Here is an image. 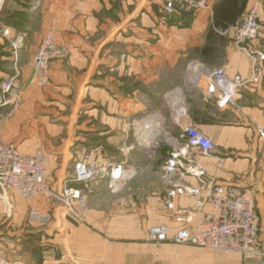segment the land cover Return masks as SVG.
<instances>
[{"label":"crops","instance_id":"1","mask_svg":"<svg viewBox=\"0 0 264 264\" xmlns=\"http://www.w3.org/2000/svg\"><path fill=\"white\" fill-rule=\"evenodd\" d=\"M222 1L208 0V8L187 21H166L161 0H0V82L16 75L21 92L18 106L0 119V140L14 142L24 153L43 148L48 155L45 182L57 190L75 160L94 165L113 161L109 146L119 135L125 140L132 112L144 107L131 96L141 94L147 78L157 79L153 73L160 64L175 63L185 55L189 78L200 75L194 80L196 91L185 88L169 101L170 118L179 132L191 124L214 143L216 153L210 156L189 150L208 179L251 194L264 248V137L259 133H264V59L253 76L252 58L235 46L230 28L256 6L259 31L247 48L253 56L264 54V0H245L234 23L217 15L221 24L216 25L214 6L218 11ZM242 4L235 0L224 8L236 11ZM49 30L68 48L69 57L50 61L47 83L39 86L31 82L32 57ZM218 53L214 67L241 80L234 105L224 108L202 91L206 79L201 71L211 69V58ZM86 96L90 128H83L85 121L76 122ZM148 124L141 119L138 125L146 131ZM166 143L172 150L174 145ZM157 154L160 163L155 169L162 173L168 154ZM122 169L124 175L113 188L108 177L94 184L82 222L65 216L50 197L22 198L0 187V256L11 264H259L255 259L243 261L236 252L149 241L150 226L165 224L170 234L183 225L194 227L209 206L197 214L191 196H175L174 210L193 214L190 222H176L174 210L162 203L163 183L154 188L134 182L153 168L130 164ZM186 182L198 186L194 178ZM31 210L48 219H30Z\"/></svg>","mask_w":264,"mask_h":264},{"label":"built area","instance_id":"2","mask_svg":"<svg viewBox=\"0 0 264 264\" xmlns=\"http://www.w3.org/2000/svg\"><path fill=\"white\" fill-rule=\"evenodd\" d=\"M161 11L166 19H179L180 16L193 15L208 8V0H161ZM38 2H34L36 6ZM232 39L236 47L245 50L252 58L251 72L257 76L260 72L264 54L253 56L247 43L257 37L259 31L258 11L253 6L244 17L231 27ZM69 55L65 45L59 44L53 30L46 32L32 57L31 82L44 86L48 80V66L51 60ZM200 74H192L189 81L196 80ZM201 75L206 79L203 88L206 97L214 98L218 107L234 105V96L241 85L239 77L228 76L223 67L204 69ZM20 83L16 75L7 76L0 82V119L10 115L20 98ZM260 136L264 137L262 131ZM174 146L162 164V183L166 195L162 198L165 208L174 210V197L188 194L194 200V212L198 214L204 205L209 211L203 213L194 227L180 226L169 233L165 224L149 227L147 238L154 243L170 242L189 244L205 250L222 253L236 252L243 261L255 259L264 264V248L259 232V215L251 194L244 188L234 185H222L208 179L206 169L189 154L191 148L197 149L203 156L216 153L211 139L191 124L181 128L178 138H169ZM48 155L43 148L32 153L19 150L14 142L0 140V187L15 191L22 198H34L45 195L57 201L65 216L82 222L87 209V196L93 192L94 184L109 178L113 188L123 177L122 164L105 162L100 165L75 160L71 173L66 176L57 190L48 188L45 182ZM197 181L198 186H191L186 178ZM264 199V189H263ZM187 210H174L176 222H190L193 217ZM30 219L47 220V216L31 210ZM0 264H11L0 256Z\"/></svg>","mask_w":264,"mask_h":264},{"label":"rangeland","instance_id":"3","mask_svg":"<svg viewBox=\"0 0 264 264\" xmlns=\"http://www.w3.org/2000/svg\"><path fill=\"white\" fill-rule=\"evenodd\" d=\"M190 16L192 17V15H189V17ZM189 19L188 15H186L180 16L179 19L176 20L187 21ZM169 20L170 19L166 18V21ZM183 53L185 52H180V54ZM218 55L219 53L211 58L213 61V63L209 65L212 66L211 68H217L214 66L218 63ZM65 57H69V55ZM187 59L185 55H181L175 63L165 62L160 64L157 73H153L157 75V79L147 78L146 87L143 88L142 85L140 87L141 94L131 96L132 101H134V99L138 101L139 99L141 103L144 104V107L141 110L132 112L129 120L130 129L128 130V135L125 137V140H123L124 138L121 139L122 137L119 135L115 143L108 148L110 153L113 154L114 158L111 162L114 164L120 163L124 167L134 164L140 167L145 166L153 168L147 174L138 175L136 180H134L135 184H147L148 186L157 188V186H160L162 183V173L155 169L156 165L158 166V163H160V159H157L155 156L162 151L165 157L168 154L166 151H171L166 141L172 137L178 138L181 132H179L180 127L170 118L168 103L176 97V92L184 90L185 88H189L192 91L196 89L195 82L193 81L191 83L188 79L190 71L187 70ZM135 85L136 84L132 83V86ZM20 99L21 96L17 106ZM89 105V97L86 96L76 112V122L80 123L81 121H85L84 124L86 126L83 124V128H90L89 123H86L90 120ZM141 119L145 120L146 124H152L150 126L148 124L146 131L142 130L143 127L139 128L138 124ZM159 120H161V122H159ZM180 121L179 118L178 122ZM87 142L90 144V140ZM167 147L169 148L167 149ZM85 162H87V159Z\"/></svg>","mask_w":264,"mask_h":264},{"label":"trees","instance_id":"4","mask_svg":"<svg viewBox=\"0 0 264 264\" xmlns=\"http://www.w3.org/2000/svg\"><path fill=\"white\" fill-rule=\"evenodd\" d=\"M235 0H223L219 6H218V11H217V6H214V17H213V20H214V23L217 25H220L219 22L216 20V17L218 15L219 18L221 19H226V20H229V22L231 23H234V20L236 18V16L243 11L244 9V5H245V0H243V4L240 8H235L236 11H234V7L233 9H227V8H224L225 5H228L230 4V2H234ZM223 25V24H222ZM225 26V25H223Z\"/></svg>","mask_w":264,"mask_h":264}]
</instances>
